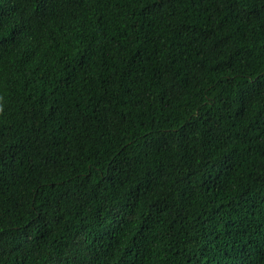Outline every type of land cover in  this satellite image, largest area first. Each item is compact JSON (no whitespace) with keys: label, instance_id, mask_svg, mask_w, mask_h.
I'll return each instance as SVG.
<instances>
[{"label":"trees","instance_id":"obj_1","mask_svg":"<svg viewBox=\"0 0 264 264\" xmlns=\"http://www.w3.org/2000/svg\"><path fill=\"white\" fill-rule=\"evenodd\" d=\"M0 264H264V0H0Z\"/></svg>","mask_w":264,"mask_h":264}]
</instances>
